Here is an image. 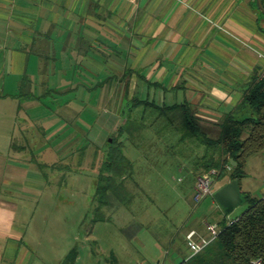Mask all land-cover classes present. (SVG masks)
Listing matches in <instances>:
<instances>
[{
	"label": "crops",
	"instance_id": "crops-1",
	"mask_svg": "<svg viewBox=\"0 0 264 264\" xmlns=\"http://www.w3.org/2000/svg\"><path fill=\"white\" fill-rule=\"evenodd\" d=\"M263 73L264 18L252 0H0V264H39L28 210L14 201L44 188L27 153L30 103L67 114L64 102L106 101L114 115L99 149L129 139L119 133L128 117L150 137L155 121L145 118L158 113L141 106L131 114L126 102L184 104L217 122ZM36 114L32 124L42 126ZM177 133L178 148L188 149Z\"/></svg>",
	"mask_w": 264,
	"mask_h": 264
},
{
	"label": "rangeland",
	"instance_id": "rangeland-1",
	"mask_svg": "<svg viewBox=\"0 0 264 264\" xmlns=\"http://www.w3.org/2000/svg\"><path fill=\"white\" fill-rule=\"evenodd\" d=\"M252 5L264 18L255 0ZM45 103H30L25 112L32 125L25 133L27 153L45 179L41 182L44 188L30 189L35 196L14 199L28 210L24 225L29 226L33 261L63 264L74 249L73 264H178L191 252L184 240L190 228L206 235L205 221L230 222L246 209V202H242L226 214L213 197V192L228 181L232 172L229 165L221 177L219 169H212L211 193L194 203L197 178L207 171H194L201 147L179 149L175 142L178 112L166 113L170 118L158 112L156 118L146 117L147 124L155 121L149 124L151 134L146 140L142 138L143 124H137L133 140L125 128L123 135L130 141L124 138L123 152L131 166L116 178L117 187L107 191L109 203L99 206L97 176L106 148L96 146L103 141L106 144L101 138L112 124L113 109L98 98L93 103L64 102L67 114L57 105ZM128 108L132 114L141 106L129 101L125 103L127 112ZM36 113L44 116L42 126L32 124ZM193 119L208 136L218 135L220 120ZM125 124L127 121L122 126ZM263 184L264 152L246 158L245 175L239 179L241 190L253 197L264 194ZM99 215L102 217L96 219Z\"/></svg>",
	"mask_w": 264,
	"mask_h": 264
},
{
	"label": "trees",
	"instance_id": "trees-1",
	"mask_svg": "<svg viewBox=\"0 0 264 264\" xmlns=\"http://www.w3.org/2000/svg\"><path fill=\"white\" fill-rule=\"evenodd\" d=\"M261 3L264 7V0ZM259 13L262 14L260 11ZM132 101L133 105L142 106L143 111L150 109L158 112V115L167 116L166 113L176 111L179 113V141L188 146L201 147L193 165L196 173L200 168H204L206 173H211L216 168L220 170L221 177L225 165H229L232 172L228 180L236 178L239 183V179L245 175L246 158L264 152V73L249 80L235 110L220 119L218 135L215 137L208 136L201 129L194 121L189 107L184 104L163 108L147 100ZM167 117L170 118L169 115ZM126 121L127 124L120 127L119 133H124L126 128L133 140L137 123L130 117ZM123 147V141L118 137H111V141L107 143L105 158L99 165L97 176L99 206L109 203L107 191L117 187L116 178L126 174L127 168L131 166ZM241 192L245 197L246 209L230 222H219L218 236L201 252L178 264H264V195L253 197L245 191ZM101 217L99 215L96 219ZM73 251L74 249L66 255L63 264H73Z\"/></svg>",
	"mask_w": 264,
	"mask_h": 264
},
{
	"label": "built area",
	"instance_id": "built-area-1",
	"mask_svg": "<svg viewBox=\"0 0 264 264\" xmlns=\"http://www.w3.org/2000/svg\"><path fill=\"white\" fill-rule=\"evenodd\" d=\"M213 173H214V170H212L211 173L200 175L197 178V181H196L197 184L195 188L196 192L194 196L195 204L198 203L199 200L202 199L204 196L211 193L210 185L212 183L213 178L211 176ZM263 188H264V184H263ZM204 226L207 231L206 235H201L194 229L189 230L185 235V239L191 250L190 256L201 251L205 246H207L213 239H215L218 236L220 228L216 222L205 221ZM140 264H147V263H140ZM151 264H160V263L157 262V263H151Z\"/></svg>",
	"mask_w": 264,
	"mask_h": 264
},
{
	"label": "water",
	"instance_id": "water-1",
	"mask_svg": "<svg viewBox=\"0 0 264 264\" xmlns=\"http://www.w3.org/2000/svg\"><path fill=\"white\" fill-rule=\"evenodd\" d=\"M257 9L264 15V7L261 0H256ZM213 197L224 213H230L239 203L245 202L236 178L228 180L213 192Z\"/></svg>",
	"mask_w": 264,
	"mask_h": 264
}]
</instances>
